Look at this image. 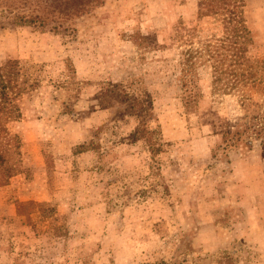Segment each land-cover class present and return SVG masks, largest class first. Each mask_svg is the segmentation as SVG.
<instances>
[{"label":"rangeland","instance_id":"1","mask_svg":"<svg viewBox=\"0 0 264 264\" xmlns=\"http://www.w3.org/2000/svg\"><path fill=\"white\" fill-rule=\"evenodd\" d=\"M55 1L0 0V77L23 88L19 117L0 100L22 167L0 174V264H264V151L223 142L264 103L217 80H264V0L241 57L197 63L187 91L180 52L223 33L198 0H103L58 30Z\"/></svg>","mask_w":264,"mask_h":264},{"label":"trees","instance_id":"2","mask_svg":"<svg viewBox=\"0 0 264 264\" xmlns=\"http://www.w3.org/2000/svg\"><path fill=\"white\" fill-rule=\"evenodd\" d=\"M247 0H198L197 1V14L199 17L204 16H217L220 18L222 25V35L219 36L215 42L208 40L199 47H188L180 52L181 57L179 58V81L182 87H186L185 91L193 81H195L196 71L195 66L197 63L204 61L215 60V58L226 56L220 51L231 49L234 56L237 58L241 57V53L245 51L246 41L249 38V29L247 27L246 19L244 17V7ZM103 4V0H56L54 3L53 12L56 15L51 17V23H53L52 29H68L73 28L77 19L81 16L89 13L92 9ZM21 25H27L30 28H38L43 30L47 25V18L40 17L35 14L29 18L21 19L19 21ZM69 25V26H68ZM243 51V52H242ZM222 76L217 80H223L222 88L223 91L232 90L237 88L238 84H249L251 87H256L261 101L264 103V80L250 79V80H239L233 77L231 70L224 69L218 71ZM17 73V71H16ZM241 84V85H242ZM23 91V88L12 86L7 83H3L0 77V100L6 104V111L4 114L7 118L19 117V111L15 108L16 105L13 103L14 96L18 95ZM195 94L190 92L181 95L182 103L185 109H190L195 102ZM250 99V98H249ZM254 122L250 125H245L240 130L232 131L230 128L223 131V142L225 146L237 147V145H243L250 150L252 141H256L258 146L264 151V111L257 113L252 117ZM2 135L0 136V174L9 177L13 172L19 171L21 167V161L16 159L18 163H11L14 155L20 156L18 151L20 148V138L18 134L12 133L6 127H3ZM1 131V127H0ZM242 146V147H243ZM18 149V150H17Z\"/></svg>","mask_w":264,"mask_h":264}]
</instances>
